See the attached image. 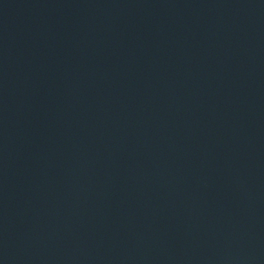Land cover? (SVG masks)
<instances>
[{
  "label": "water",
  "instance_id": "water-1",
  "mask_svg": "<svg viewBox=\"0 0 264 264\" xmlns=\"http://www.w3.org/2000/svg\"><path fill=\"white\" fill-rule=\"evenodd\" d=\"M0 264H264V0H0Z\"/></svg>",
  "mask_w": 264,
  "mask_h": 264
}]
</instances>
